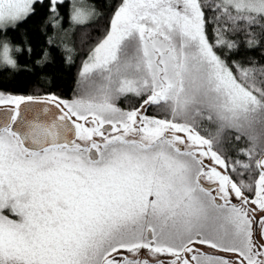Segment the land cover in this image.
Segmentation results:
<instances>
[{
  "label": "snow or ice",
  "instance_id": "1",
  "mask_svg": "<svg viewBox=\"0 0 264 264\" xmlns=\"http://www.w3.org/2000/svg\"><path fill=\"white\" fill-rule=\"evenodd\" d=\"M105 4L0 0V73L84 53L0 87V264H264V0Z\"/></svg>",
  "mask_w": 264,
  "mask_h": 264
},
{
  "label": "trees",
  "instance_id": "2",
  "mask_svg": "<svg viewBox=\"0 0 264 264\" xmlns=\"http://www.w3.org/2000/svg\"><path fill=\"white\" fill-rule=\"evenodd\" d=\"M86 3H92L93 0H85ZM116 0H107V3H115ZM98 8H102L105 15L111 9L106 7L105 0H95ZM68 0H65V6L60 10L62 14L67 12ZM65 27H67V18H65ZM51 34V30H49ZM15 40L20 41L27 38L33 46V54L31 57L25 52L20 56V63L27 65L31 68V72L13 73L11 70H7L0 73V87H3L7 91L15 92L17 88H24L25 91L19 94H34V92L40 95L45 94V89L50 88L56 94L60 95L62 98H73L74 91L76 89V80L79 65L81 64V59L84 57V53L79 51V33L77 32L73 39L76 41L77 55L73 57L75 63L72 65H65L62 62V51L59 48L50 49L53 54L54 63L47 66L45 69H41L34 65V61L38 58L37 53L41 51L44 44V37L37 31V25L34 21H29L24 24L18 32L10 33ZM92 35H98L95 30L92 31ZM48 75L49 77L54 76V81L51 85H45L41 77L43 75ZM25 83H21V82Z\"/></svg>",
  "mask_w": 264,
  "mask_h": 264
},
{
  "label": "rangeland",
  "instance_id": "3",
  "mask_svg": "<svg viewBox=\"0 0 264 264\" xmlns=\"http://www.w3.org/2000/svg\"><path fill=\"white\" fill-rule=\"evenodd\" d=\"M85 3H86V2H85ZM64 99H68V100H71L72 98H70V99H69V98H64Z\"/></svg>",
  "mask_w": 264,
  "mask_h": 264
}]
</instances>
